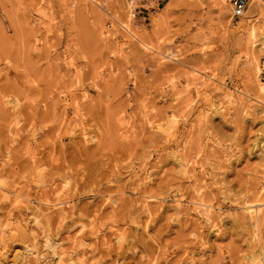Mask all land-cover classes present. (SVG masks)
Masks as SVG:
<instances>
[{"label": "rangeland", "instance_id": "rangeland-1", "mask_svg": "<svg viewBox=\"0 0 264 264\" xmlns=\"http://www.w3.org/2000/svg\"><path fill=\"white\" fill-rule=\"evenodd\" d=\"M230 1L0 0L2 264H264V0Z\"/></svg>", "mask_w": 264, "mask_h": 264}, {"label": "bare ground", "instance_id": "bare-ground-1", "mask_svg": "<svg viewBox=\"0 0 264 264\" xmlns=\"http://www.w3.org/2000/svg\"><path fill=\"white\" fill-rule=\"evenodd\" d=\"M230 9H231V1H230ZM231 11V10H230ZM246 11V10H245ZM245 13V12H244ZM132 14V13H131ZM232 15V14H231ZM244 15V14H243ZM241 15V16H243ZM239 16V17H241ZM142 35V34H141ZM144 38V37H143ZM263 45H264V36H263ZM76 131V129H75ZM74 131V132H75ZM72 133V132H71ZM73 134V133H72ZM83 134V133H82ZM85 137V136H84ZM261 192V191H260ZM246 213L250 219H255L257 217H264V198L257 199L256 202L247 204L245 207ZM208 216V215H207ZM256 220V219H255ZM256 224V223H255ZM4 262V261H3ZM0 264H2L0 262Z\"/></svg>", "mask_w": 264, "mask_h": 264}, {"label": "built area", "instance_id": "built-area-1", "mask_svg": "<svg viewBox=\"0 0 264 264\" xmlns=\"http://www.w3.org/2000/svg\"><path fill=\"white\" fill-rule=\"evenodd\" d=\"M248 0H231L232 17L238 18L243 15L247 8Z\"/></svg>", "mask_w": 264, "mask_h": 264}, {"label": "crops", "instance_id": "crops-1", "mask_svg": "<svg viewBox=\"0 0 264 264\" xmlns=\"http://www.w3.org/2000/svg\"><path fill=\"white\" fill-rule=\"evenodd\" d=\"M136 4L138 6V13L147 14V10L150 9L152 4H155V0H136Z\"/></svg>", "mask_w": 264, "mask_h": 264}]
</instances>
